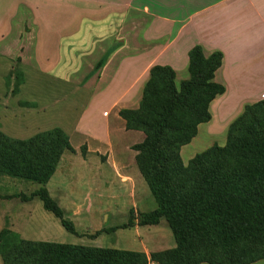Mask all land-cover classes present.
<instances>
[{
    "label": "trees",
    "instance_id": "1",
    "mask_svg": "<svg viewBox=\"0 0 264 264\" xmlns=\"http://www.w3.org/2000/svg\"><path fill=\"white\" fill-rule=\"evenodd\" d=\"M111 54L109 50L100 59L85 82ZM222 62L221 53L206 58L201 47L194 48L189 53L190 79L180 87L172 68L155 66L139 109L119 113L127 131L145 136L132 149L156 209L139 216L138 226L155 227L163 220L175 240V248L151 255L155 264L264 261V100L246 106L231 123L225 146L214 145L187 165L182 160V149L197 137L199 126L211 122V104L226 93L214 82ZM66 152L75 150L62 129L29 140H15L0 131V176L41 186L30 197L15 198H38L67 232L78 236L75 224L46 188ZM0 257L3 264H148L142 253L27 241L8 229L0 232Z\"/></svg>",
    "mask_w": 264,
    "mask_h": 264
},
{
    "label": "rangeland",
    "instance_id": "2",
    "mask_svg": "<svg viewBox=\"0 0 264 264\" xmlns=\"http://www.w3.org/2000/svg\"><path fill=\"white\" fill-rule=\"evenodd\" d=\"M3 4L4 11L0 13V31H4L0 32V131L15 140H29L39 133L62 129L74 146H78L81 138L74 135L73 130L88 105L89 93L83 87L92 65L94 42L104 29L115 27L119 15L110 16L96 6L95 31L89 29L76 43L70 40L75 38L70 0H3ZM29 13L36 27L31 38L23 37L24 32L32 34L26 22L28 17H25ZM219 111L213 110L217 122ZM239 114L240 111L232 118L228 116V121L224 120L216 132L218 141L214 145H225L228 128L242 113ZM110 122L119 127L114 116ZM138 136L144 138L142 134L136 138ZM134 139L129 137L128 141ZM199 139L198 154L214 141L204 135ZM122 141L125 144L127 137H121L119 142ZM71 154H65L47 189L65 217L75 224L79 235L67 232L38 198L29 202L15 198L32 196L40 188L38 184L3 176H0V232L8 229L21 239L33 242L142 253L148 264L154 263L151 261L153 253L175 248L174 236L166 222L158 228L138 226L139 216L154 211L156 205L137 166L141 183L138 182L135 193L120 183L114 171L99 172L97 161L86 166L80 153ZM187 158L191 159L185 154L184 161ZM102 230L115 232L97 236ZM0 264H3L1 257ZM256 264H264V261Z\"/></svg>",
    "mask_w": 264,
    "mask_h": 264
},
{
    "label": "crops",
    "instance_id": "3",
    "mask_svg": "<svg viewBox=\"0 0 264 264\" xmlns=\"http://www.w3.org/2000/svg\"><path fill=\"white\" fill-rule=\"evenodd\" d=\"M70 1L75 19V38L70 40L76 43L81 41L80 35L84 36L89 29L95 31L96 6L110 16L119 15L115 27L104 29L102 34H98L101 37L94 42L88 75L96 66L93 63L99 62L109 50L112 54L106 65L83 87L89 93V100L73 130L81 142L74 146L68 136L75 150L73 155L80 153L86 166L97 161L99 172L106 169L114 171L120 183L135 193L141 180L136 173L137 154L132 148L142 143L145 136L140 132L127 131L119 113L139 109L153 67L172 68L176 74V85L180 87L182 82L190 79L189 53L194 48L201 47L206 58L214 53L223 55L222 67L216 73L214 82L222 85L226 93L211 104V122L200 125L197 137L182 149L185 165L198 154L197 143L201 135L213 138V144L207 149L213 147L218 141L215 139L216 132L224 120L228 121V116L232 118L239 111L241 114L246 106L264 99V0ZM3 5L2 0L0 13L4 11ZM25 17H28L26 22L32 34L24 32L23 37L31 38L36 27L31 13ZM42 20L46 26L43 14ZM215 109L220 110L217 113L218 122L213 114ZM113 116L119 127L110 122ZM141 134L144 138H136ZM121 137H127L125 144L119 142ZM129 137L138 141H128ZM82 148H85V153ZM185 154L191 159L184 161ZM164 222L155 227H161Z\"/></svg>",
    "mask_w": 264,
    "mask_h": 264
}]
</instances>
